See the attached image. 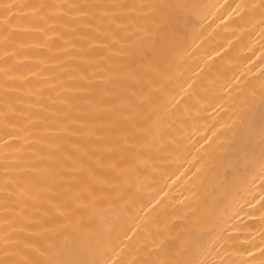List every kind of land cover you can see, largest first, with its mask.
Instances as JSON below:
<instances>
[{
    "label": "bare ground",
    "instance_id": "bare-ground-1",
    "mask_svg": "<svg viewBox=\"0 0 264 264\" xmlns=\"http://www.w3.org/2000/svg\"><path fill=\"white\" fill-rule=\"evenodd\" d=\"M0 264H264V0H0Z\"/></svg>",
    "mask_w": 264,
    "mask_h": 264
}]
</instances>
